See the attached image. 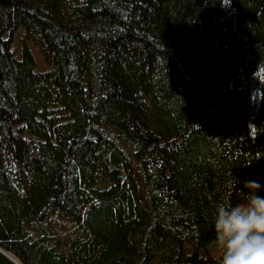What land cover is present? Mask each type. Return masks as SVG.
Segmentation results:
<instances>
[{
  "label": "trees",
  "instance_id": "trees-1",
  "mask_svg": "<svg viewBox=\"0 0 264 264\" xmlns=\"http://www.w3.org/2000/svg\"><path fill=\"white\" fill-rule=\"evenodd\" d=\"M0 264H264V0H0Z\"/></svg>",
  "mask_w": 264,
  "mask_h": 264
},
{
  "label": "rangeland",
  "instance_id": "rangeland-1",
  "mask_svg": "<svg viewBox=\"0 0 264 264\" xmlns=\"http://www.w3.org/2000/svg\"><path fill=\"white\" fill-rule=\"evenodd\" d=\"M246 209V206H238L234 214H232L231 219L232 222L236 225H243L245 221L239 216V213H242Z\"/></svg>",
  "mask_w": 264,
  "mask_h": 264
}]
</instances>
